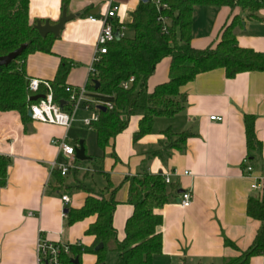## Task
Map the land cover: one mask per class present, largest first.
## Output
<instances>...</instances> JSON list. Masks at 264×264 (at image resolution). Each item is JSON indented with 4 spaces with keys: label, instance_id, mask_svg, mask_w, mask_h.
<instances>
[{
    "label": "crops",
    "instance_id": "0c3cea01",
    "mask_svg": "<svg viewBox=\"0 0 264 264\" xmlns=\"http://www.w3.org/2000/svg\"><path fill=\"white\" fill-rule=\"evenodd\" d=\"M139 4V0H29L30 24L48 21L53 25L63 9L75 18L65 24L52 44L51 54L34 53L26 58V78L52 82L60 63L66 61L72 67L65 85L83 86L101 30V24L91 22L89 17H100L115 6L118 10L112 23L125 27ZM236 16L240 17L233 30L237 45L264 53V8L248 17V12L239 8L195 7L191 46L197 50L213 47L223 27ZM169 65V59L157 65L148 80V91L168 80ZM180 93L186 95L183 112L156 118L152 132L136 143L132 137L139 118L132 117L112 145L104 152L100 150L99 157L104 156L102 169L112 189L104 192L106 179L102 175L101 189L83 184L96 193L103 192L106 199L116 188L113 227L121 240L126 220L133 212L127 204L125 178L145 172L170 175L171 184L178 190L158 211L162 216L158 228L162 252L152 264H224L252 245L261 226L247 216L246 208L249 198L261 196V190L251 188L254 180L264 182V72L241 73L227 79L223 69H216L197 75L180 88ZM246 116L253 118L254 135L261 144L259 153L247 149ZM211 117L220 120L212 121ZM73 126L66 131L31 119L25 123L13 111L0 113V156L8 159L6 185L0 189V264H36L40 236L50 242L81 246V263L96 264L97 256L84 251L94 242L85 232L95 217L67 226L62 216L65 210H79L84 205L87 194L73 189L79 171L72 169L74 180L69 182L71 170L62 177L55 176L59 171L50 169L53 162H64L52 140L66 135L69 143ZM167 129L177 134L190 131L193 135L182 152L170 151L163 159L151 156L160 149L159 143L164 140L161 133ZM246 159L252 168L250 176L243 164ZM82 168L87 175L90 173ZM180 190L192 194V203L186 209L179 204ZM62 196H67L69 202H62ZM116 260L117 254L111 252L105 264H115ZM249 264H264V258L252 257Z\"/></svg>",
    "mask_w": 264,
    "mask_h": 264
},
{
    "label": "trees",
    "instance_id": "16d2710c",
    "mask_svg": "<svg viewBox=\"0 0 264 264\" xmlns=\"http://www.w3.org/2000/svg\"><path fill=\"white\" fill-rule=\"evenodd\" d=\"M28 7L29 0H0V57L25 46L16 60L0 67V113L16 112L25 123L29 120L27 112L34 103L29 99L43 94L44 90L40 88L36 94L28 92L24 62L34 53L51 54L56 40L51 35L40 37L34 28L36 22H29ZM195 7L239 8L248 12V17H254L264 8V0H159V6L151 0L140 2L131 23L125 26V36L108 45L107 53L94 65L96 73L87 86L94 98L113 106L112 110L100 111L98 122L92 126L102 152L126 130L132 117L139 118L138 130L132 137L136 143L152 132L156 118H170L183 112L186 95L180 93V88L199 74L223 69L226 78L233 79L241 73L264 72V53L237 45L233 30L239 16L223 27L219 41L213 47L194 49L191 31ZM164 59L170 60L168 80L150 92L148 80ZM71 67L62 61L50 82L54 100L58 103L67 97L64 88ZM130 78L134 81L129 89L124 90L121 84ZM94 82L99 84L97 89ZM244 125L248 151L259 153L261 144L254 135L253 118L246 116ZM161 134L164 140L159 143L160 149L151 153V156L161 159L170 151L182 152L186 141L193 135L190 131L177 134L170 129ZM103 158H92L91 161L93 172L106 179L105 192L112 187L102 169ZM7 167L8 159L0 156V189L6 185ZM57 175L60 173H55ZM124 182L128 184L127 204L133 212L126 220L123 239L117 238L113 227L116 188L106 199L103 192L96 193L82 184L79 190L87 194L84 205L79 210L70 209L66 213L67 226L95 217V222L85 232L86 236L94 238V242L84 251L97 256L96 264H105L111 252L117 254L115 264H152L154 257L162 252V235L158 231L162 216L158 211L168 204L178 189L173 184L167 185L162 174L145 172L126 177ZM260 194L259 198H249L246 208L247 216L261 224L252 245L238 258L224 264H249L252 257L264 258V183ZM99 244H102V249L96 251ZM69 252L70 255L62 253L60 263L74 264L73 261L77 260L76 264H82L81 246L69 245Z\"/></svg>",
    "mask_w": 264,
    "mask_h": 264
},
{
    "label": "built area",
    "instance_id": "2783aa9c",
    "mask_svg": "<svg viewBox=\"0 0 264 264\" xmlns=\"http://www.w3.org/2000/svg\"><path fill=\"white\" fill-rule=\"evenodd\" d=\"M157 3L159 6V0H151ZM118 7H110L108 11L100 17H89V20L93 23H100L101 30L97 37L95 44V51L92 62L88 69V76L86 83L79 87L74 88L65 86L64 91L67 94L66 99L61 100L58 103L54 100L53 89L50 82L41 81L38 79H28L27 90L31 94L38 93L39 89L42 88L44 93L41 94L43 98L38 99L34 102L29 111L31 113V120L41 124L53 125L64 128L66 131L79 121L82 127L92 130L94 123L99 120L98 107L102 106L105 109L112 110L113 106L111 103L97 100L94 98L92 93L89 91L87 86L89 85L91 78L96 73L94 65L99 62L102 55H105L108 51V45L122 39L125 36L126 28L123 25H114L112 19L115 17ZM165 22V21H163ZM134 79L130 78L128 81L123 82L121 87L124 90L129 89ZM40 95V94H39ZM84 111L90 113L89 117H83L78 120L77 113ZM92 111V112H91ZM210 120H220L216 117H211ZM52 145L58 148L60 155L63 157L64 162L57 163L53 162L50 165L51 171H59L60 175L64 177L69 170L76 169L74 167L75 159V147H72L67 142V136L62 138H54ZM245 172L250 176L252 168L249 166L248 160H244ZM184 175H190L188 172H184ZM165 183L171 184L170 175H165ZM264 182H254L251 185L252 190L260 191L263 188ZM62 202L68 203L69 199L67 196L61 197ZM192 203V194L189 191H184L180 194L179 204L181 208L186 209L190 207ZM64 218L66 216L62 215ZM62 253L70 255L69 246L57 242H50L40 236L36 246V264H64L60 263V256Z\"/></svg>",
    "mask_w": 264,
    "mask_h": 264
},
{
    "label": "water",
    "instance_id": "95a60500",
    "mask_svg": "<svg viewBox=\"0 0 264 264\" xmlns=\"http://www.w3.org/2000/svg\"><path fill=\"white\" fill-rule=\"evenodd\" d=\"M141 3H148L150 0H139ZM75 15L67 14L66 10L63 9L60 18L55 24H50L48 21H45L43 24L40 21H36L34 28L37 30L40 37L45 38L48 35L53 36L55 39L60 36L61 31L64 29V26L67 22L74 19ZM25 46H21L15 51L9 53L8 55L0 57V67H6L11 64L14 60H16L21 53L24 51ZM95 89L98 88V82H94ZM43 98L42 95H35L29 99L30 102H36L38 99ZM98 110L101 112H105L106 109L102 106L98 107ZM27 117L31 119V113L28 110ZM75 159L80 162L91 161L92 158L86 155V150L84 147L83 141H79L78 146L75 147ZM183 190L179 191V194L183 193ZM64 213H67L65 210ZM102 249V244H99L95 250L98 251ZM74 264L77 263V260L73 261Z\"/></svg>",
    "mask_w": 264,
    "mask_h": 264
},
{
    "label": "rangeland",
    "instance_id": "374dc122",
    "mask_svg": "<svg viewBox=\"0 0 264 264\" xmlns=\"http://www.w3.org/2000/svg\"><path fill=\"white\" fill-rule=\"evenodd\" d=\"M92 112V111H91ZM89 117L90 113H84V115L82 114V112H78L77 113V118L81 119L82 117ZM81 125V124H80ZM79 124H75L73 127L74 129L71 130L70 133V139H69V143L72 147H75L76 144H78L79 141H85L86 143V153L89 157L92 158H97L99 157L100 154V149L97 146L96 143V138L95 135L93 133H91L92 131L87 130L86 128H81V130H78V127L80 126ZM113 155V154H112ZM108 157H112L111 155H108ZM104 160V159H103ZM74 167L76 168L75 171H79L78 172V181L76 180V183L73 187V189L75 190H79L80 186H82V184L84 183L86 186H90V187H97L96 189H101L102 186L104 185L103 183V179L101 178V176H99V174H95L92 170L93 167V163L90 162H74ZM82 165V166H77V165ZM84 166L85 169L90 170V173H88V175L86 174V172L84 171V169L82 168ZM74 171L71 170V173L68 176V181L69 182H73L74 180ZM61 181V180H60ZM108 264V262H107Z\"/></svg>",
    "mask_w": 264,
    "mask_h": 264
}]
</instances>
